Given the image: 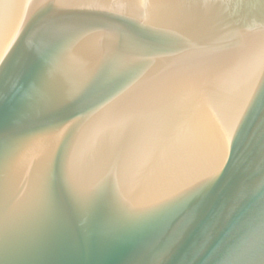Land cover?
Here are the masks:
<instances>
[{
  "label": "water",
  "instance_id": "water-1",
  "mask_svg": "<svg viewBox=\"0 0 264 264\" xmlns=\"http://www.w3.org/2000/svg\"><path fill=\"white\" fill-rule=\"evenodd\" d=\"M0 264H264V0H0Z\"/></svg>",
  "mask_w": 264,
  "mask_h": 264
}]
</instances>
